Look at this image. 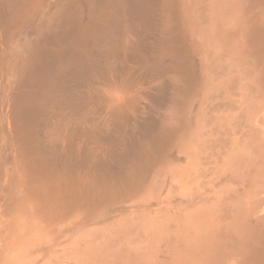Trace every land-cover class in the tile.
<instances>
[{"label": "bare ground", "instance_id": "1", "mask_svg": "<svg viewBox=\"0 0 264 264\" xmlns=\"http://www.w3.org/2000/svg\"><path fill=\"white\" fill-rule=\"evenodd\" d=\"M0 264H264V0H0Z\"/></svg>", "mask_w": 264, "mask_h": 264}]
</instances>
